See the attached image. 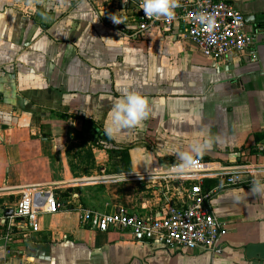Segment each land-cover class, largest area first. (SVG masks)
I'll use <instances>...</instances> for the list:
<instances>
[{"label":"crops","instance_id":"obj_1","mask_svg":"<svg viewBox=\"0 0 264 264\" xmlns=\"http://www.w3.org/2000/svg\"><path fill=\"white\" fill-rule=\"evenodd\" d=\"M226 1L252 16L253 45L214 63L186 36L178 7L134 38L112 27L113 0H0V264H264V181L212 198L226 225L219 256L93 231L78 211L162 209V182L140 178L179 164L177 153L196 140L211 143L195 159H254L247 148L264 138V0ZM127 92L147 99L149 115L109 137L113 106ZM86 126L107 139L90 148L84 175L70 145ZM38 185L56 188L69 210L39 215L30 228L16 222L6 240L4 215L22 188Z\"/></svg>","mask_w":264,"mask_h":264},{"label":"built area","instance_id":"obj_2","mask_svg":"<svg viewBox=\"0 0 264 264\" xmlns=\"http://www.w3.org/2000/svg\"><path fill=\"white\" fill-rule=\"evenodd\" d=\"M111 17L125 23H112L122 34L137 38L153 27L159 17H148L143 3L133 0H113ZM176 18L182 23L186 36L214 63L227 61L231 55L244 54L253 45L252 34L245 28L244 14L226 0H191L177 8ZM209 17L201 21L200 16ZM127 23L134 27L128 32ZM248 156L233 166H219L195 159L193 166L179 174L172 169L153 171L141 180L162 182L160 192L166 200L162 209L141 215L123 208L113 212L78 208L80 221L86 228L106 232H127L137 243L159 245L174 252H205L219 256L224 251L226 225L212 210L211 201L221 189L264 181V138L247 148ZM217 179L215 185L208 180ZM69 210L67 202L59 199L54 187L28 186L21 190L14 207L4 215L5 236H11L16 222L29 228L39 215ZM9 253V252H8Z\"/></svg>","mask_w":264,"mask_h":264},{"label":"clouds","instance_id":"obj_3","mask_svg":"<svg viewBox=\"0 0 264 264\" xmlns=\"http://www.w3.org/2000/svg\"><path fill=\"white\" fill-rule=\"evenodd\" d=\"M176 7H178V0H143V12L148 17L165 16L171 19L175 15ZM112 19L116 24L125 23L123 19H116L114 16ZM199 19L202 22L207 20L209 24L212 23L211 18L203 15ZM148 115L147 99L139 94L127 92L122 99L114 104L105 134L111 137L115 131L120 129L134 128L147 119ZM210 143L211 140H196L191 145L189 152H178L177 157L180 163L175 165L172 171L179 174L191 168L196 162L195 157H198ZM252 191L256 192L258 189L253 187Z\"/></svg>","mask_w":264,"mask_h":264},{"label":"rangeland","instance_id":"obj_4","mask_svg":"<svg viewBox=\"0 0 264 264\" xmlns=\"http://www.w3.org/2000/svg\"><path fill=\"white\" fill-rule=\"evenodd\" d=\"M103 148L101 141L96 139L92 134V129L88 126L76 131L74 140L71 141L70 148H73L75 153V158L78 162L82 163V166L78 170V173H83L84 175L89 174V164H90V148L91 147Z\"/></svg>","mask_w":264,"mask_h":264},{"label":"trees","instance_id":"obj_5","mask_svg":"<svg viewBox=\"0 0 264 264\" xmlns=\"http://www.w3.org/2000/svg\"><path fill=\"white\" fill-rule=\"evenodd\" d=\"M82 121L84 122L85 121V119H82ZM91 128V127H90ZM92 129V128H91ZM92 130H94L96 133H97V138L96 139H107V136L103 133V132H101V131H98L97 130V128H94L93 127V129ZM93 132V131H92Z\"/></svg>","mask_w":264,"mask_h":264},{"label":"water","instance_id":"obj_6","mask_svg":"<svg viewBox=\"0 0 264 264\" xmlns=\"http://www.w3.org/2000/svg\"><path fill=\"white\" fill-rule=\"evenodd\" d=\"M133 1L138 2L139 0H133ZM244 20L245 22H248V23L253 22L252 16H245Z\"/></svg>","mask_w":264,"mask_h":264}]
</instances>
